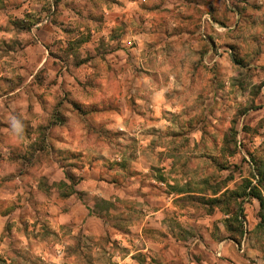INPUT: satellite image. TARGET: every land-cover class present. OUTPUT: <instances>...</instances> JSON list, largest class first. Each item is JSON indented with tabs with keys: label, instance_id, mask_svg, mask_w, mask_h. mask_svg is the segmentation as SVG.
<instances>
[{
	"label": "clouds",
	"instance_id": "9594fccd",
	"mask_svg": "<svg viewBox=\"0 0 264 264\" xmlns=\"http://www.w3.org/2000/svg\"><path fill=\"white\" fill-rule=\"evenodd\" d=\"M0 264H264V0H0Z\"/></svg>",
	"mask_w": 264,
	"mask_h": 264
}]
</instances>
